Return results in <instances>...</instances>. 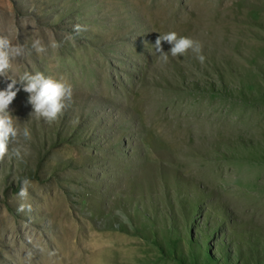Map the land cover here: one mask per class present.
<instances>
[{"label":"rangeland","instance_id":"1","mask_svg":"<svg viewBox=\"0 0 264 264\" xmlns=\"http://www.w3.org/2000/svg\"><path fill=\"white\" fill-rule=\"evenodd\" d=\"M169 31L204 62L162 63ZM0 36L25 48L7 77L72 86L47 122L16 85L31 139L0 158V264H264V0H0Z\"/></svg>","mask_w":264,"mask_h":264},{"label":"clouds","instance_id":"2","mask_svg":"<svg viewBox=\"0 0 264 264\" xmlns=\"http://www.w3.org/2000/svg\"><path fill=\"white\" fill-rule=\"evenodd\" d=\"M76 30L83 31L86 28L77 25ZM162 42L170 45L167 52L163 50ZM31 47L38 53L44 51L39 39L32 41ZM154 48L162 63L168 62L169 55L183 56L188 50H191L201 63L205 60L198 41L187 36H178L175 31L159 34L155 40ZM24 53L23 45L13 43L7 36H0V77L10 81L5 88L0 89V158L9 154V144L15 142L16 146L11 149L10 155L22 159L28 150L21 143V138L23 140L31 139L30 129L19 127L18 118L8 110L17 92L21 90L16 87L18 83L22 86V90L28 94L27 103L31 106L29 115L43 118L47 122H53L62 115L72 98V86L63 78L54 79L39 71L34 73L25 71L18 78L7 77L6 73L12 68V60L23 56ZM20 185L18 196L21 200L26 201L31 180L24 177L21 179ZM25 208L30 210V205L21 204L19 210L23 211Z\"/></svg>","mask_w":264,"mask_h":264},{"label":"bare ground","instance_id":"3","mask_svg":"<svg viewBox=\"0 0 264 264\" xmlns=\"http://www.w3.org/2000/svg\"><path fill=\"white\" fill-rule=\"evenodd\" d=\"M262 210V209H261ZM65 229H67L66 227H65ZM9 232V231H8ZM32 235H33V233H32ZM73 235H75V234H73V232H71V233H69V236H73ZM77 236V235H76ZM72 238V237H71ZM33 240V239H32ZM38 241V240H37ZM6 243H7V241H5ZM16 242V241H15ZM37 244H38V246L40 247V249H41V251H42V253L44 254V253H46V252H44V249H43V245H42V243H38L37 242ZM6 246V245H5ZM7 247H8V249L7 250H9V252H11V253H16L15 252V249H14V245H13V242L12 241H10L8 244H7ZM103 250H104V248L102 247V246H98L96 249H94L93 251H92V249L90 248V247H82L81 246V253L84 255V257L87 259V261H88V255H89V253L91 252V253H93V254H97V253H102L103 252ZM92 254V255H93ZM98 254V255H99ZM46 255V254H45ZM42 256L43 255H41V258H42ZM91 256V255H90ZM77 257H80V256H77V255H73V257H72V259H75V258H77ZM43 260L41 259V262H42ZM44 262V261H43ZM52 262V261H51ZM88 263V262H87Z\"/></svg>","mask_w":264,"mask_h":264}]
</instances>
